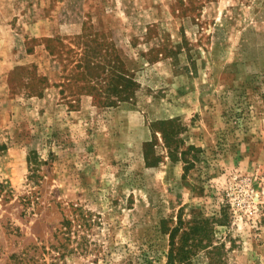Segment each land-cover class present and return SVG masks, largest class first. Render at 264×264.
Returning <instances> with one entry per match:
<instances>
[{
    "label": "rangeland",
    "instance_id": "374dc122",
    "mask_svg": "<svg viewBox=\"0 0 264 264\" xmlns=\"http://www.w3.org/2000/svg\"><path fill=\"white\" fill-rule=\"evenodd\" d=\"M0 147V264H166L180 216L190 264H264V0H0Z\"/></svg>",
    "mask_w": 264,
    "mask_h": 264
},
{
    "label": "trees",
    "instance_id": "16d2710c",
    "mask_svg": "<svg viewBox=\"0 0 264 264\" xmlns=\"http://www.w3.org/2000/svg\"><path fill=\"white\" fill-rule=\"evenodd\" d=\"M116 63H114L110 69L111 81L109 84V92L111 95L117 96L124 101H132L137 97V92L140 84L135 81V78L130 75L128 70L124 66V89L121 91L118 87V72L116 57ZM91 62V61H90ZM89 62V63H90ZM116 64V65H115ZM96 65L94 68H96ZM117 101H109V105L116 104ZM156 131L162 134L165 145L168 149V154L172 162L184 163V169L186 173H189L199 161L198 152L200 148L190 145L186 146V143L181 134L184 131V126L180 119L162 120L155 124ZM4 150L6 147H0ZM152 151H146V159L148 166L155 165L159 162L160 157L152 155ZM29 162L34 174L39 171V159L35 151H31L29 154ZM216 222V218H195L193 220L186 221L182 216L172 225L169 221L164 220L161 225L162 233L169 235L170 237V249L167 255L168 262L166 264H190L193 257L198 255V251L205 249L206 241H208L207 233L212 228L213 223ZM69 220L64 222L66 228H70ZM65 234L67 233L64 231Z\"/></svg>",
    "mask_w": 264,
    "mask_h": 264
}]
</instances>
